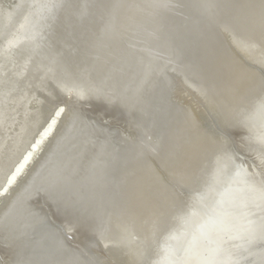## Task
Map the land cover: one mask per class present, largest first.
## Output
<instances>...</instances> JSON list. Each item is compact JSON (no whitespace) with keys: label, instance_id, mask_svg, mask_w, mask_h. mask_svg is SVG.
<instances>
[{"label":"bare ground","instance_id":"bare-ground-1","mask_svg":"<svg viewBox=\"0 0 264 264\" xmlns=\"http://www.w3.org/2000/svg\"><path fill=\"white\" fill-rule=\"evenodd\" d=\"M55 61L67 78L49 76ZM53 83L89 90L52 105L25 146ZM261 99L264 0H0V170L13 162L0 192L16 181L0 205V264L195 259L224 180L260 169L264 188V158L247 150L255 127L264 134ZM230 139L243 151L209 188ZM254 209L240 218L262 264L264 201Z\"/></svg>","mask_w":264,"mask_h":264},{"label":"water","instance_id":"water-1","mask_svg":"<svg viewBox=\"0 0 264 264\" xmlns=\"http://www.w3.org/2000/svg\"><path fill=\"white\" fill-rule=\"evenodd\" d=\"M14 19L15 16H12L10 18V22L13 23ZM46 46H44V44H41V47L38 46V48H43L44 51H49ZM13 49H17V46ZM31 60L32 59L29 58L26 61L27 68L28 66L30 67L31 63L33 64V60ZM56 63L57 61L54 62V66ZM48 74L50 77L54 79L56 78V80L59 78V75H63V77L65 76L67 78V76L64 75V73L60 71V69L56 66L55 68H52L51 71H48ZM58 81L60 80L58 79ZM50 82L52 83V81ZM51 85L53 86V90L48 93H43L40 98L39 104L41 105V110L38 115L36 123L37 125H35L32 128L31 133L28 134L29 136L26 139L25 146L28 144V142L30 144L31 141L34 140L37 131L46 122L48 111L50 110L51 112V110L53 109L52 105L58 104L60 103V101L62 102V99L68 97L70 94L69 89L72 86V84L68 85V83H60L58 85L56 83H53ZM57 119L58 121H60V116H57ZM254 129V135L250 137L251 142H248L249 146L247 145V150L250 151L249 154L255 153L258 155V153H261L262 157L264 158V134H261L258 131V127H255ZM51 136L52 131L48 134L47 138H44L43 142H40L38 144V147H40L42 150L45 149L44 151H47V145H51L48 144ZM241 156V159L248 163L250 162L245 153L241 154ZM37 159L38 158H36L35 161H37ZM12 163L13 162L0 170V188L4 183L5 177L10 170V166ZM32 165L30 166V168L32 167ZM251 165L255 167V164H253L252 162ZM256 168H258V166ZM258 171L261 175L260 169L255 172L253 171L254 174L252 175L250 173H247V171H245V169L243 170L242 168L235 172L234 175H231L226 180H224V183L219 190L218 199H212L209 204L207 213L204 214V223L199 224L198 228H196L192 243L193 246H188L189 248L187 250H189L190 248L194 250L193 254L191 255H193L195 259L192 258V260L189 257H182L181 260L179 259V261H176L175 264H182V262L186 260L187 264H226L224 263L226 260H229L230 264H258V259L256 258V252L258 250V232H256L257 234L254 235V232L252 231V227H255L253 220L246 221L240 218L245 212H252V210H256L254 208L258 206L257 195L253 194V192L251 191L252 188L258 190ZM15 182L16 181L13 180L9 186L5 187V189L0 192V205L6 195L14 189ZM261 228L264 229V226L262 224ZM262 229L260 230L261 232ZM67 238L69 240H72L71 236H67ZM223 241H231L232 243H239L243 246H246L250 249L249 254L241 253L242 255L240 256L229 258L228 255L230 253L226 252V250L224 252L225 244L223 245Z\"/></svg>","mask_w":264,"mask_h":264},{"label":"snow or ice","instance_id":"snow-or-ice-1","mask_svg":"<svg viewBox=\"0 0 264 264\" xmlns=\"http://www.w3.org/2000/svg\"><path fill=\"white\" fill-rule=\"evenodd\" d=\"M89 90L88 86H80L74 85L72 88L69 89V92H77V94H82L84 91ZM259 108L261 111H264V99H261ZM61 112L64 111L63 109L60 110ZM59 115V113H57ZM55 123V121H53ZM227 134V133H226ZM243 146L237 145L235 140H229V143L226 147L221 149V154L217 157L215 162L214 171L209 180L204 181L209 188L214 187L215 183L219 180L220 176L224 174L225 170L229 167V165L234 163V159H238L236 156L237 152H242ZM251 191L253 194L257 195V198L261 201H264V188L259 190L252 188ZM176 211L180 212L183 211L182 205L176 206ZM69 226L74 227L72 219L68 221ZM264 231V229H262ZM182 264H187L186 261L182 262Z\"/></svg>","mask_w":264,"mask_h":264}]
</instances>
